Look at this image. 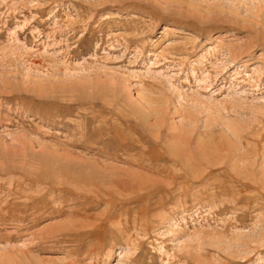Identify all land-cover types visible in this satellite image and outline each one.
I'll use <instances>...</instances> for the list:
<instances>
[{"label":"rangeland","instance_id":"obj_1","mask_svg":"<svg viewBox=\"0 0 264 264\" xmlns=\"http://www.w3.org/2000/svg\"><path fill=\"white\" fill-rule=\"evenodd\" d=\"M0 264H264V0H0Z\"/></svg>","mask_w":264,"mask_h":264}]
</instances>
